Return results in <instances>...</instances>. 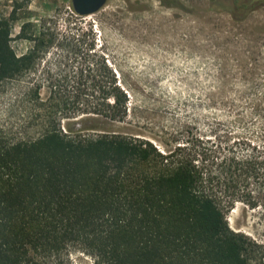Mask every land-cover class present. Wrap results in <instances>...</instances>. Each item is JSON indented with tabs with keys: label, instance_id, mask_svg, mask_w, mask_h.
I'll list each match as a JSON object with an SVG mask.
<instances>
[{
	"label": "trees",
	"instance_id": "trees-1",
	"mask_svg": "<svg viewBox=\"0 0 264 264\" xmlns=\"http://www.w3.org/2000/svg\"><path fill=\"white\" fill-rule=\"evenodd\" d=\"M232 1L221 9L232 17L233 8L247 7ZM57 35L15 8L0 12V94L7 83L25 81L0 119V264H81L73 252L89 256V264H264V237L236 231L226 219L237 200L259 205L253 191L264 207V93L225 94L236 121L245 113L260 129L225 147L161 151L117 131L85 136L61 121L93 114L124 122L129 94L95 62L72 75L47 73L43 94L32 71ZM13 40L27 41L25 51L18 54ZM58 79L75 88L67 93ZM14 106L21 118L12 121ZM29 125L38 128L34 136L25 135Z\"/></svg>",
	"mask_w": 264,
	"mask_h": 264
},
{
	"label": "rangeland",
	"instance_id": "rangeland-1",
	"mask_svg": "<svg viewBox=\"0 0 264 264\" xmlns=\"http://www.w3.org/2000/svg\"><path fill=\"white\" fill-rule=\"evenodd\" d=\"M12 8L32 22L44 20L58 33L32 71L43 84V94L47 73L72 75L88 62H95L96 68L104 64L129 94L124 122L89 114L63 119V127L85 136L101 131L134 135L149 139L161 151L185 145L183 152L225 147L237 137L259 134L257 120L243 113V122L236 121L224 97L252 88L264 93V6L236 20L228 11L211 7L210 0H106L87 15L76 14L70 0H0L1 13ZM23 19L13 23L12 36ZM12 45L19 54L28 42L13 40ZM256 62L258 69L252 68ZM253 72L254 79L248 75ZM24 83L15 80L4 86L1 120L7 107L15 105L17 85ZM72 85L71 80L57 82L67 93ZM86 103L95 104L92 99ZM12 112V121L21 118L18 107ZM24 128L26 136L38 130L36 125ZM260 144L264 146V140ZM251 196L258 206L237 200L226 219L234 230L263 238V200L254 191ZM71 257L81 264L91 261L81 252Z\"/></svg>",
	"mask_w": 264,
	"mask_h": 264
},
{
	"label": "flooded vegetation",
	"instance_id": "flooded-vegetation-1",
	"mask_svg": "<svg viewBox=\"0 0 264 264\" xmlns=\"http://www.w3.org/2000/svg\"><path fill=\"white\" fill-rule=\"evenodd\" d=\"M221 1L222 3H219ZM232 0H214L212 1L213 7L216 9H229L233 3ZM246 8H238V9H232L233 10V17L235 19L240 18L246 10H251L254 8H257L259 6H264V0H246Z\"/></svg>",
	"mask_w": 264,
	"mask_h": 264
},
{
	"label": "water",
	"instance_id": "water-1",
	"mask_svg": "<svg viewBox=\"0 0 264 264\" xmlns=\"http://www.w3.org/2000/svg\"><path fill=\"white\" fill-rule=\"evenodd\" d=\"M106 0H70L73 11L79 15H87L98 10Z\"/></svg>",
	"mask_w": 264,
	"mask_h": 264
}]
</instances>
